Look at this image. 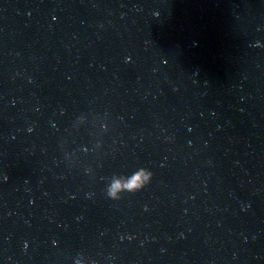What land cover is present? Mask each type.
I'll return each mask as SVG.
<instances>
[{
  "label": "water",
  "instance_id": "water-1",
  "mask_svg": "<svg viewBox=\"0 0 264 264\" xmlns=\"http://www.w3.org/2000/svg\"><path fill=\"white\" fill-rule=\"evenodd\" d=\"M0 264H264V0H0Z\"/></svg>",
  "mask_w": 264,
  "mask_h": 264
},
{
  "label": "clouds",
  "instance_id": "clouds-1",
  "mask_svg": "<svg viewBox=\"0 0 264 264\" xmlns=\"http://www.w3.org/2000/svg\"><path fill=\"white\" fill-rule=\"evenodd\" d=\"M152 177L153 173L146 169H141L126 183L120 180H116L112 183L107 190V195L111 199L118 200L121 198V192L127 191L129 193H135L145 188L151 182Z\"/></svg>",
  "mask_w": 264,
  "mask_h": 264
}]
</instances>
